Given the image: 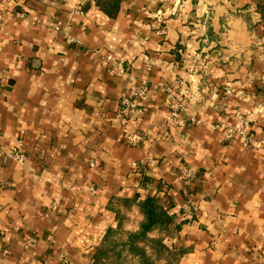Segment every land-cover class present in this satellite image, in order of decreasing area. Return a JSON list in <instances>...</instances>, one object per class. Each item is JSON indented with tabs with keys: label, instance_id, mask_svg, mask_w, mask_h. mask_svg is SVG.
Segmentation results:
<instances>
[{
	"label": "crops",
	"instance_id": "obj_1",
	"mask_svg": "<svg viewBox=\"0 0 264 264\" xmlns=\"http://www.w3.org/2000/svg\"><path fill=\"white\" fill-rule=\"evenodd\" d=\"M263 4L122 0L110 18L94 0H0V145L26 154L0 157V264H90L147 197L174 216L151 236L179 264H264V143L215 126L248 115L264 140ZM141 83L142 114L121 113Z\"/></svg>",
	"mask_w": 264,
	"mask_h": 264
},
{
	"label": "trees",
	"instance_id": "obj_2",
	"mask_svg": "<svg viewBox=\"0 0 264 264\" xmlns=\"http://www.w3.org/2000/svg\"><path fill=\"white\" fill-rule=\"evenodd\" d=\"M94 2L108 17L115 18L122 0ZM259 9L264 13V4ZM138 206L143 216L139 228L135 231L124 229L123 218H120L117 228L108 229L90 264H179L182 251L170 249L160 235L151 236L153 232L169 234L174 229V216L159 204L156 197H147Z\"/></svg>",
	"mask_w": 264,
	"mask_h": 264
},
{
	"label": "built area",
	"instance_id": "obj_3",
	"mask_svg": "<svg viewBox=\"0 0 264 264\" xmlns=\"http://www.w3.org/2000/svg\"><path fill=\"white\" fill-rule=\"evenodd\" d=\"M161 21V20H160ZM149 87L146 83H141L138 87H136L129 96H125L121 99L120 102V112L123 114H135L141 115L143 112V103L146 101L148 97ZM172 112L170 115V121L176 125L181 126L183 121L178 120V111L177 105L172 106ZM249 116H245L239 123L236 125H227L222 126L224 128V140L227 142L232 141L233 139L241 138L246 145L252 144L254 141V135L249 131ZM143 140L142 135L138 132H132L127 136V142L131 146L138 145ZM0 155H6L10 159H17L20 161L25 160V155L22 152L21 147H12L5 150L1 147ZM194 175L191 172H185L180 175L182 180H189ZM190 204H186L184 206L185 210L190 209Z\"/></svg>",
	"mask_w": 264,
	"mask_h": 264
},
{
	"label": "rangeland",
	"instance_id": "obj_4",
	"mask_svg": "<svg viewBox=\"0 0 264 264\" xmlns=\"http://www.w3.org/2000/svg\"><path fill=\"white\" fill-rule=\"evenodd\" d=\"M181 102H179L178 100H176V99H173L172 101H171V103H170V115H171V112H172V106L173 105H177V110L176 111H178V113H179V111L181 110V109H183V105L182 104H180ZM245 118V116L243 117V118H241L240 119V121L242 120V119H244ZM249 119V118H248ZM179 120V119H178ZM169 121H170V119H169ZM240 121H238L237 123H239ZM249 121V120H248ZM171 123H173V122H171ZM236 123V124H237ZM174 124V123H173ZM236 124H233V125H236ZM176 125V124H175ZM227 125H232V124H226V125H220V124H218V125H215V126H220V128H223L222 126H227ZM177 126H179V125H177ZM249 131H251V129H250V124H249ZM251 133H253V135H254V141L252 142V144H250L249 146L248 145H246L244 142H243V140L241 139V138H239L240 140H241V142H243V144L247 147V148H251V149H253V150H257V147H258V145L259 144H262V143H264V140L263 139H260V140H258L256 137H255V134H254V132H252L251 131ZM0 135H1V130H0ZM224 137V136H223ZM237 138V137H236ZM223 141H226V140H224L223 139ZM1 147H3L5 150H7V149H9V148H6V147H4V146H2V145H0V150H1ZM22 152H23V150H22ZM24 153V152H23ZM24 155H25V159H26V154L24 153ZM0 157H5V158H7V156L6 155H3V156H1L0 155Z\"/></svg>",
	"mask_w": 264,
	"mask_h": 264
}]
</instances>
